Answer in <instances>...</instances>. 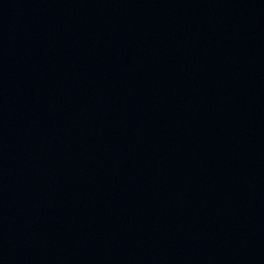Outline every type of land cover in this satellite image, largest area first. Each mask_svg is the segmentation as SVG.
<instances>
[{
	"label": "water",
	"instance_id": "1",
	"mask_svg": "<svg viewBox=\"0 0 264 264\" xmlns=\"http://www.w3.org/2000/svg\"><path fill=\"white\" fill-rule=\"evenodd\" d=\"M0 264H264V0H0Z\"/></svg>",
	"mask_w": 264,
	"mask_h": 264
}]
</instances>
